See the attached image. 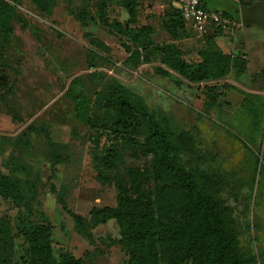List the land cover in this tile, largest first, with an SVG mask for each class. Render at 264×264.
Wrapping results in <instances>:
<instances>
[{
	"label": "rangeland",
	"instance_id": "1",
	"mask_svg": "<svg viewBox=\"0 0 264 264\" xmlns=\"http://www.w3.org/2000/svg\"><path fill=\"white\" fill-rule=\"evenodd\" d=\"M206 5L228 10L243 1ZM133 9L135 18L116 0L105 8L100 0H0V174L18 188L17 197L0 193V264H34L33 225L51 226L54 259L69 253L84 264H129L116 219L98 223L94 210L125 196L144 211L162 183L152 155L107 127L102 98L117 84L151 116L196 186L218 201L223 219L225 240L212 254L188 242L182 258L163 248L148 264H264V47L253 45L264 43V28L199 36L172 15L173 37L166 0H136ZM242 11L252 28L264 25L263 2ZM117 26L151 27L155 44L176 45L192 65L223 53L230 68L198 82L164 75L156 67L165 64L127 49ZM126 167L143 174L139 195Z\"/></svg>",
	"mask_w": 264,
	"mask_h": 264
},
{
	"label": "trees",
	"instance_id": "2",
	"mask_svg": "<svg viewBox=\"0 0 264 264\" xmlns=\"http://www.w3.org/2000/svg\"><path fill=\"white\" fill-rule=\"evenodd\" d=\"M114 0H100L102 7L112 5ZM135 18L133 6L136 0H116ZM173 13L165 21L166 30L174 37L177 22L172 15H177L186 26L181 11L168 2ZM117 33L125 38V46L132 53L142 57V62L157 59L167 68L158 65L156 70L170 76L172 72L192 82L213 79L222 76L230 68V56L220 52L211 53L205 62L190 64L180 56L178 47L171 43L155 44L150 38L153 30L142 26L136 32L116 27ZM115 31V32H116ZM222 32V30H214ZM102 108L110 114L107 127L114 128V135L130 134L129 144L140 153L152 155V174L162 183L161 190L144 211L132 208L131 201L125 196L118 199L117 207L96 208L93 217L99 222L116 219L122 239L130 247L129 264H148L163 248L174 253L176 259L184 256L188 242L198 244L204 254H212L216 247L224 243V227L218 201L198 188L192 175L185 170L171 153L169 146L160 137L158 128L146 111L132 98V93L121 84L111 86L102 98ZM106 127V124L103 125ZM143 134V138L139 139ZM109 157V164L115 161ZM126 176L133 194L141 193L143 174L135 167L125 168ZM122 187V184H120ZM0 193L5 196L18 195L14 180L0 174ZM79 231L85 232L80 219L75 217ZM34 264H84L69 253H62L57 259L52 256V231L49 225H33Z\"/></svg>",
	"mask_w": 264,
	"mask_h": 264
},
{
	"label": "built area",
	"instance_id": "3",
	"mask_svg": "<svg viewBox=\"0 0 264 264\" xmlns=\"http://www.w3.org/2000/svg\"><path fill=\"white\" fill-rule=\"evenodd\" d=\"M177 7L189 25L199 36L210 30L234 31L239 23L222 11L210 10L206 0H168Z\"/></svg>",
	"mask_w": 264,
	"mask_h": 264
},
{
	"label": "crops",
	"instance_id": "4",
	"mask_svg": "<svg viewBox=\"0 0 264 264\" xmlns=\"http://www.w3.org/2000/svg\"><path fill=\"white\" fill-rule=\"evenodd\" d=\"M167 3L169 2L168 0H166ZM207 1H210V0H206L205 1V4L207 3ZM243 1V6H236V5H230L229 6V9L226 10V9H211V8H208L207 5L206 7L210 10H217V11H222L224 13H226L228 16H230L233 20H235L237 23H239V26L236 27V29L234 31H229V30H225V31H222L223 34H226V35H229V34H235L239 29H241L243 26L245 27L244 31L248 32V31H257V30H263L264 28V25L260 28V29H254L252 28V26L246 22V17L245 15L242 13V9H248L252 4H254V2H263V0H241ZM214 31V29L212 30ZM254 46H257V47H264V43H262L261 41H257L253 44Z\"/></svg>",
	"mask_w": 264,
	"mask_h": 264
}]
</instances>
